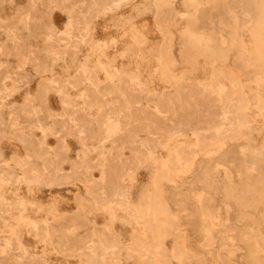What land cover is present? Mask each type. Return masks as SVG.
<instances>
[{
  "label": "rangeland",
  "instance_id": "1",
  "mask_svg": "<svg viewBox=\"0 0 264 264\" xmlns=\"http://www.w3.org/2000/svg\"><path fill=\"white\" fill-rule=\"evenodd\" d=\"M263 182L264 0H0V264H264Z\"/></svg>",
  "mask_w": 264,
  "mask_h": 264
},
{
  "label": "bare ground",
  "instance_id": "2",
  "mask_svg": "<svg viewBox=\"0 0 264 264\" xmlns=\"http://www.w3.org/2000/svg\"><path fill=\"white\" fill-rule=\"evenodd\" d=\"M163 6L165 7V8H167V6H168V3H163ZM162 7V6H161ZM165 11V10H164ZM167 12V11H166ZM166 12H164V14L166 13ZM178 12V11H177ZM166 14L165 15H163V18L161 19V21H166ZM161 23V22H160ZM256 23V22H255ZM163 32H165V31H163ZM166 34H168V33H166ZM171 36V35H170ZM172 37V36H171ZM194 44V43H193ZM196 44V43H195ZM194 44V45H195ZM196 46V45H195ZM166 50V49H165ZM167 51V50H166ZM164 55H165V53H164ZM169 55V54H168ZM160 60V59H159ZM164 64H166V63H164ZM113 75V74H112ZM121 79V78H120ZM185 153V152H184ZM127 165V164H126ZM30 168V167H29ZM248 175V174H247ZM249 176V175H248ZM245 178V177H244ZM248 178V177H247ZM264 183V182H263ZM261 185H262V183H261ZM263 187H264V184H263ZM232 188V187H231ZM261 190H263V189H260V191ZM235 191V190H234ZM161 193V192H160ZM261 193H264V191L262 192L261 191ZM261 193H259V194H261ZM263 196V195H262ZM179 197V196H178ZM260 199H261V197H260ZM263 200V199H262ZM141 206V205H140ZM142 209V208H141ZM209 213V212H208ZM211 215V214H210ZM146 225V224H145ZM153 225V224H152ZM154 226H156V225H154ZM147 227V226H146ZM154 228H156V227H154ZM153 228V229H154ZM158 229V228H157ZM149 230H150V228H149ZM155 231V230H154ZM105 238V237H104ZM112 243H114V242H112Z\"/></svg>",
  "mask_w": 264,
  "mask_h": 264
},
{
  "label": "crops",
  "instance_id": "3",
  "mask_svg": "<svg viewBox=\"0 0 264 264\" xmlns=\"http://www.w3.org/2000/svg\"><path fill=\"white\" fill-rule=\"evenodd\" d=\"M54 22H57V21H54ZM64 22V21H63ZM63 22H60V24H63Z\"/></svg>",
  "mask_w": 264,
  "mask_h": 264
}]
</instances>
